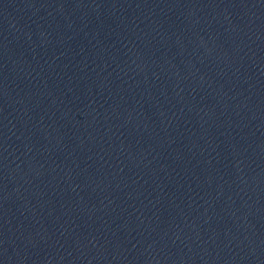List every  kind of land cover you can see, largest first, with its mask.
Returning a JSON list of instances; mask_svg holds the SVG:
<instances>
[{
	"label": "water",
	"instance_id": "obj_1",
	"mask_svg": "<svg viewBox=\"0 0 264 264\" xmlns=\"http://www.w3.org/2000/svg\"><path fill=\"white\" fill-rule=\"evenodd\" d=\"M0 264H264V0H0Z\"/></svg>",
	"mask_w": 264,
	"mask_h": 264
}]
</instances>
